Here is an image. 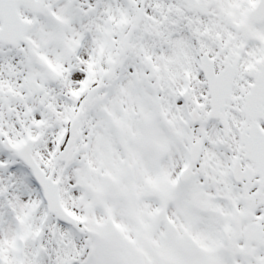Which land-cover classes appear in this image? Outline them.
Listing matches in <instances>:
<instances>
[{
  "label": "snow or ice",
  "instance_id": "obj_1",
  "mask_svg": "<svg viewBox=\"0 0 264 264\" xmlns=\"http://www.w3.org/2000/svg\"><path fill=\"white\" fill-rule=\"evenodd\" d=\"M0 264H264V0H0Z\"/></svg>",
  "mask_w": 264,
  "mask_h": 264
}]
</instances>
